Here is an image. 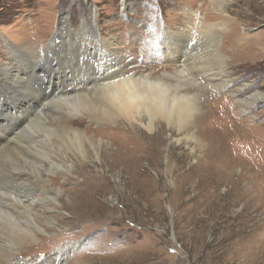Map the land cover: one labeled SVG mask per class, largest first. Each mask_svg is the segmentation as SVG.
<instances>
[{
	"label": "rangeland",
	"instance_id": "rangeland-1",
	"mask_svg": "<svg viewBox=\"0 0 264 264\" xmlns=\"http://www.w3.org/2000/svg\"><path fill=\"white\" fill-rule=\"evenodd\" d=\"M189 10H193L195 18ZM187 22L211 29L200 30ZM60 25H69L75 35L81 26H85L86 33L95 27L101 40L94 39L91 50L100 46V58L117 52L119 58L131 64L128 69L155 79L178 77L175 61L180 51H170L171 39L166 32L182 40V31H197L199 36L192 38L191 47L198 63L196 70L189 72L190 78L181 81L185 86L182 94L198 101L199 107L205 100L213 101L215 107L228 103L230 111L222 112L217 119L227 116L231 121L217 120L221 139L216 142L213 138L215 146H211L199 129L193 128L200 115L197 112L181 130L163 119L155 120L149 130L145 115L142 124H130L125 119L110 120L96 113L106 102L105 90L99 88L89 97L72 101L94 107L95 113L87 109L79 115L69 113L67 104L56 101L43 122H36L29 133L24 132L23 141L35 160L10 151L0 155V171H26L32 180L27 185H37L39 174L59 176L57 187L69 190L79 183L81 189L75 193V203L68 200L66 193L57 196L73 210L53 202L52 212L41 221L48 230L36 246L41 250H26L19 254L20 259L32 264H264V0H0V68L8 59L6 43L36 51L47 49ZM74 54L62 56L73 58ZM72 58L64 60L61 72H78ZM210 70L223 75V79L207 77L213 73ZM170 83L175 87L179 79ZM244 99L246 105L240 103ZM6 104L14 118L17 112L12 102ZM202 107L201 111H206ZM54 115L66 119L81 115L85 126L93 130L121 126L141 141V152L113 157L111 147H90L91 154L81 162L74 146L73 152L71 146L55 142L54 151L67 152L69 165L84 166L89 178H103L97 186L91 185V178L83 182L84 175L77 177L75 169L70 168V174L49 164V160H59L44 152L42 124ZM0 119L7 122L8 116ZM232 121L249 124L252 130L244 134V128L237 126L232 134ZM241 140L263 150L249 157L237 148L244 142ZM230 142L235 144L230 146ZM101 156L107 161L102 159L100 163ZM102 227L103 232H95ZM63 235H67L63 243L47 242ZM10 237L11 234L0 235L8 247L18 251L30 246L26 236L14 244ZM66 243L78 248L57 258Z\"/></svg>",
	"mask_w": 264,
	"mask_h": 264
},
{
	"label": "bare ground",
	"instance_id": "bare-ground-1",
	"mask_svg": "<svg viewBox=\"0 0 264 264\" xmlns=\"http://www.w3.org/2000/svg\"><path fill=\"white\" fill-rule=\"evenodd\" d=\"M189 12L195 18L193 10H189ZM187 23L192 24L191 22ZM60 26L61 29L56 32L47 49L36 51L6 43L8 59L6 64L0 68V73L2 74V77L0 76V111L2 113L0 117L7 115L8 121L3 122L0 119L1 156L10 151H16L19 154L26 155L23 157L35 160L32 153L27 151L26 143L23 141L24 132L29 133V129L32 130L31 126L36 122H43L46 115L50 114L51 106L56 101L67 104L66 108L69 113L72 112L79 115L82 114L83 109L95 113L94 107H90L88 104H78L80 101L74 103L72 101L89 97L90 92L92 93L98 88L105 90L106 102H104L105 105L103 104L104 107L99 106L96 113L104 118L110 120L125 119L130 124H142L141 118L145 115L149 130L153 129L154 121L157 119H163L169 125H175L181 130L188 125L193 114L197 112L200 115L195 120L193 128L197 127L211 146L212 143L213 145L215 143L213 138H215L216 142L220 141L221 138H219L218 132L221 133V130L217 128V120L229 123L231 119L227 116L217 119V116L224 111H230L226 107L228 103L225 102L223 107H215L213 101L205 100L201 107L203 106L206 111L202 112L198 101L186 93L182 94L185 92L182 91L185 88L182 84L183 80L190 78L189 72L195 69L198 63L196 62L198 57L195 56L193 45L191 47L192 38L199 36V34L196 35L197 31L192 32L191 28L182 31L184 32L182 37L184 40H181L173 32H166L167 37L171 39L168 44L170 51H180V55L175 61L176 68H174L176 71L173 70L179 78L171 74L172 76L165 75L155 79L149 75L138 76L135 71L128 69L131 64L124 62L125 58H119L117 52H111L107 56L100 58V46L95 47V50H91L92 41L94 39L101 40L95 27L90 29V33H86L85 26H81L75 35L69 25ZM192 26L200 30L211 29L205 24L200 25L197 22L193 23ZM148 29L152 30V26L148 27ZM190 39L191 41H189ZM178 42L180 44H177ZM174 44H177V47H174ZM214 50H216L215 47ZM71 52H75L73 58L71 55L62 56ZM70 58H72L73 64L78 67V72L74 73L75 76L71 71L61 72L64 60L69 62ZM43 67L45 70L42 69ZM210 71L213 72L212 70ZM219 75H222V73H219ZM217 76L218 74L213 72L207 77L212 80L218 79L219 81L223 79V75ZM173 79H179V83L175 87L170 83ZM60 86L63 87L61 91L58 90ZM246 101L247 99H244L240 103L246 105ZM7 102H12V108L17 112L14 118L8 111L10 108L6 104ZM54 116L56 117L52 118L51 121L49 120L48 123L42 124L45 130L43 132L45 135L41 137V143L43 142L41 145L46 149L44 152L47 151V153L54 154L59 160V162L49 160V164L52 167L54 166V168L56 166L66 171H69L70 168L75 169L77 177L84 175L83 182L92 179L91 185L97 186L103 182V178L100 177V181L92 177L90 179L85 171L86 169L84 170V166L74 168L73 165H69L71 160L67 156V152L63 154L59 149H57V152L54 151L56 150L55 142L71 146V151L74 150V146L76 157L81 162L84 161L87 155L91 154L90 147L101 146L102 149L111 147L113 157L122 155L134 156L141 152V149H139L142 146L140 144L141 141L121 126L93 130L92 126H85V119L81 115L71 119H66V117L61 115ZM234 122H230L229 126L231 128L229 132L232 134L238 128L237 126L244 128L242 131L244 134H248L252 130L248 126L249 124L237 122L235 124ZM105 139L108 140L107 143L104 142ZM241 141L245 143H237L239 145L237 148H240L239 151L249 157L252 154L258 156L263 150V147L257 144H250V141ZM242 143H244L243 146H240ZM233 144L235 143L233 142ZM233 144L231 143L230 146ZM227 147L229 148V144H227ZM232 150H234L233 147ZM12 152L11 154H13ZM1 156L0 158H2ZM98 158L100 163H102V159L104 162L107 161L104 156ZM26 161L25 159V163ZM19 169L8 174H3L0 171V235L7 236V234H11V244H14L21 236H26L30 239V246L18 251L15 248L8 247V242L6 243L0 239V264H32L26 259H20L19 254L23 255L24 252H27L26 250L31 251L30 253L39 251L38 249L41 250L39 246H36L41 241V235L48 233V230L41 226V221L45 220L47 214L51 211L50 205L54 202L70 208L65 203L62 204L60 200H57V196H62V194L66 193L68 194L66 195L68 200L75 203V193L78 189H81L79 188L80 184L77 183L76 188L63 190L61 187H57L61 177L50 178L42 174L36 177L37 185H27L32 181L31 177L26 171L22 170L21 172ZM69 173L73 174L72 171H69ZM86 175L87 177H85ZM83 186H87V183H83ZM83 186L81 185V187ZM70 209L73 210L72 207ZM103 231L104 228L102 227L96 229L95 232L101 233ZM66 236L63 235L59 239L55 238L47 242L51 244L54 242L63 243ZM47 242L46 244H48ZM77 248L74 243L62 244V248L59 249L60 251L56 254V257L60 259V255L66 251H74ZM33 264L44 263L39 261ZM45 264H47V261Z\"/></svg>",
	"mask_w": 264,
	"mask_h": 264
}]
</instances>
